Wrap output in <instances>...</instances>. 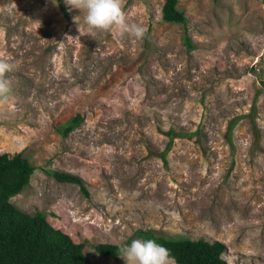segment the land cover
<instances>
[{
	"label": "rangeland",
	"instance_id": "obj_1",
	"mask_svg": "<svg viewBox=\"0 0 264 264\" xmlns=\"http://www.w3.org/2000/svg\"><path fill=\"white\" fill-rule=\"evenodd\" d=\"M163 1L125 0L129 23L147 29L138 40L82 35L85 14L65 0H0V55L17 65L0 152L35 166L11 201L44 211L95 264H126L93 246L143 239L128 241L137 228L218 240L228 264H264V0H178L185 25L162 19ZM170 128L196 132L163 160ZM48 169L80 176L89 196Z\"/></svg>",
	"mask_w": 264,
	"mask_h": 264
},
{
	"label": "trees",
	"instance_id": "obj_2",
	"mask_svg": "<svg viewBox=\"0 0 264 264\" xmlns=\"http://www.w3.org/2000/svg\"><path fill=\"white\" fill-rule=\"evenodd\" d=\"M177 1L164 0L161 17L165 21L185 25L186 16L183 10L177 7ZM183 39L186 45L191 47V40L187 34ZM253 109L254 105L248 113L251 117ZM243 116L237 115L229 121L226 135L231 144L232 128ZM82 120L83 115L77 112L58 125L57 130L65 136ZM195 132L168 129L166 131L168 141L161 151L162 159L165 160L166 153L176 136L191 135ZM34 169V164L22 151L0 152V264H95L84 254L83 243L75 241L60 227L52 225L44 211L29 213L16 207L11 201L12 196L26 187ZM47 172L59 181L79 183L83 195L89 196L88 188L80 176L56 169H48ZM136 236L154 239L167 247L178 264H228L221 256L226 246L218 240L208 242L204 238L172 237L158 234L152 229L137 228L128 241ZM121 245L98 243L93 248L105 257H113L118 254Z\"/></svg>",
	"mask_w": 264,
	"mask_h": 264
},
{
	"label": "clouds",
	"instance_id": "obj_3",
	"mask_svg": "<svg viewBox=\"0 0 264 264\" xmlns=\"http://www.w3.org/2000/svg\"><path fill=\"white\" fill-rule=\"evenodd\" d=\"M55 2V0H54ZM66 5L80 9L89 31L82 35L95 37L98 32L113 36L130 34L138 40L147 36L142 25L128 21L124 9L125 0H65ZM17 69V65L0 55V104L7 103L12 94V84L6 74ZM120 256L126 264H176L167 247L154 239H134L127 245H121Z\"/></svg>",
	"mask_w": 264,
	"mask_h": 264
}]
</instances>
